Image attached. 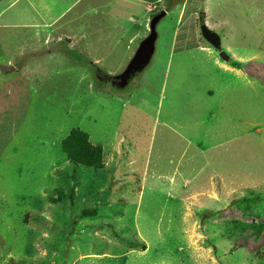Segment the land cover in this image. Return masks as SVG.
<instances>
[{
  "label": "rangeland",
  "instance_id": "obj_1",
  "mask_svg": "<svg viewBox=\"0 0 264 264\" xmlns=\"http://www.w3.org/2000/svg\"><path fill=\"white\" fill-rule=\"evenodd\" d=\"M0 264H264V0H0Z\"/></svg>",
  "mask_w": 264,
  "mask_h": 264
},
{
  "label": "water",
  "instance_id": "obj_2",
  "mask_svg": "<svg viewBox=\"0 0 264 264\" xmlns=\"http://www.w3.org/2000/svg\"><path fill=\"white\" fill-rule=\"evenodd\" d=\"M165 15L166 12L161 11L151 18L148 36L140 42L125 70L115 77L119 81V87L125 86L133 75L140 72L149 64L155 50V42L157 39L156 26ZM200 34L214 49H220L221 40L219 35L211 31L205 24L200 26ZM221 56L223 57L224 55L222 54Z\"/></svg>",
  "mask_w": 264,
  "mask_h": 264
},
{
  "label": "trees",
  "instance_id": "obj_3",
  "mask_svg": "<svg viewBox=\"0 0 264 264\" xmlns=\"http://www.w3.org/2000/svg\"><path fill=\"white\" fill-rule=\"evenodd\" d=\"M60 148L68 163L73 166H81L94 170H101L104 167L102 147L91 145L89 136L78 128L68 133L67 137L61 141ZM72 193L73 188L70 189V196ZM61 199L62 194L59 192L55 201H60ZM248 227L253 229L255 233H259V229H256L255 226L251 225ZM232 234L233 231L228 233V236H232Z\"/></svg>",
  "mask_w": 264,
  "mask_h": 264
}]
</instances>
